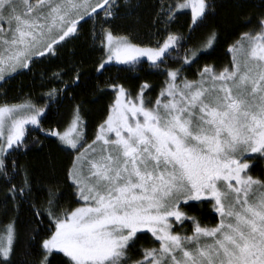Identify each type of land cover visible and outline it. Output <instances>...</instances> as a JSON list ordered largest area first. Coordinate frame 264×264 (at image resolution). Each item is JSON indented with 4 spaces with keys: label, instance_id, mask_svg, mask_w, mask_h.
<instances>
[{
    "label": "snow or ice",
    "instance_id": "6c2138e0",
    "mask_svg": "<svg viewBox=\"0 0 264 264\" xmlns=\"http://www.w3.org/2000/svg\"><path fill=\"white\" fill-rule=\"evenodd\" d=\"M135 7L132 0H0V81L59 60L89 19L106 56L95 68L100 77L113 61L135 66L142 58L150 68L163 66L166 77L155 96L149 82L137 92L116 80L96 83L101 98L112 101L91 143L83 102L74 106L66 130L42 126L61 92L87 89L82 66L72 67L68 82L62 79L67 71L43 74L64 84L48 92V105L0 106V184L13 205H28L33 225L23 242L15 222L2 230L0 264H264V175L253 174L257 168L264 173V0L259 13L243 21L248 27L254 20L252 30L230 45L229 67L204 65L192 80L185 70L199 63L204 49L185 50L175 24L190 9L194 31L214 14L212 0L158 5L154 23L165 38L155 46L115 34L121 11ZM214 40L215 32L204 48ZM27 126L41 135L32 137ZM50 137L75 154L63 183L78 207H61L59 182L38 187L14 158L39 155ZM198 204H211L219 223L202 226L189 216L187 209ZM188 221L191 235L181 232ZM144 233L158 247L138 249Z\"/></svg>",
    "mask_w": 264,
    "mask_h": 264
},
{
    "label": "trees",
    "instance_id": "16d2710c",
    "mask_svg": "<svg viewBox=\"0 0 264 264\" xmlns=\"http://www.w3.org/2000/svg\"><path fill=\"white\" fill-rule=\"evenodd\" d=\"M123 2V0H121ZM165 0H132V4L136 5L133 11H121L119 19L114 22L113 29L115 34L127 35L134 42L142 45H154L157 40H163L165 34L163 29H157L154 21L156 13L159 11L158 5L163 4ZM214 6V14L195 30L191 25V13L189 10L179 13L178 23L175 24V30L181 33L185 39L182 41L185 45V50L194 47L204 49L199 63L193 64L190 69H186L184 75L189 79L199 78L197 70L204 65H213L217 70H222L229 67L231 62V53L228 49L230 45L239 37L242 32L252 30L253 25L245 27L243 21L248 18H254L260 10V0H212ZM95 21L89 19L87 23L79 29V38L68 43L63 49L61 57L54 63L45 61L33 66L31 72H21L14 74L9 79L0 85V104L2 102H17L21 99H28L38 105H48L47 94L51 89H63V83H49L43 77L44 73L50 76L53 72L67 71L68 75L63 76L64 82L71 80L75 73L71 71L73 66L78 70L88 73L85 78L88 87L74 88L67 91L65 96L61 92L58 96L59 102H51V111L46 114L42 120V126L45 131L51 129H59L63 131L70 123L73 115L74 106L82 104L84 119L89 125V131L102 121L105 116V109L112 101V96H104L95 90V84L101 81L116 80L121 83L129 91L137 92L139 85L144 82H149L155 91L153 96L158 95L161 86L164 84L166 77L161 74L163 66L160 70L150 68L147 60L142 63L131 65H122L111 63L110 71L100 77L95 71L98 67V61L104 56L99 41L94 36ZM159 31V34H158ZM215 32V40L211 48H204L205 41L210 38V34ZM177 53H172L176 57ZM183 55V51L180 53ZM174 63V60H169L168 64ZM178 66V65H177ZM121 69H128L122 71ZM43 79V86H41ZM75 97V99H73ZM95 101V102H93ZM28 132L32 137L41 135L38 131L33 130L32 126L28 127ZM50 146L45 148L39 155L30 154L27 156H15L19 160L22 168H28L32 171L37 186L47 188L49 180L59 182L58 192H63L65 195L60 201L63 208H74L79 203H73V197L69 194L70 189H67L63 183L66 170L70 167L71 161L75 154L70 150L61 151L59 142L55 137H50L47 141ZM260 177L264 175L259 168L253 173ZM17 179L16 183H19ZM7 189L0 184V235L2 230L10 223L15 222L18 232L23 238L29 234V230L33 225L32 213L27 204L24 206H15L6 198ZM36 195L42 200L43 193ZM189 216L196 217L197 221L202 226L213 227L219 223V216L214 212L211 204H198L194 209H187ZM194 227L191 221L185 223L182 234L191 235V229ZM158 247V243L154 242V238L150 233L141 235V239L137 244L138 249ZM22 250V249H21ZM20 251V250H18Z\"/></svg>",
    "mask_w": 264,
    "mask_h": 264
},
{
    "label": "rangeland",
    "instance_id": "374dc122",
    "mask_svg": "<svg viewBox=\"0 0 264 264\" xmlns=\"http://www.w3.org/2000/svg\"><path fill=\"white\" fill-rule=\"evenodd\" d=\"M32 2L33 3H35L36 2V0H32ZM187 10H189L190 11V9H185V10H182V11H187ZM96 31H98V29H95ZM118 35V34H117ZM93 38H95L96 39V37H95V35L93 36ZM131 39V38H130ZM134 42V41H133ZM99 43V42H98ZM136 43V42H135ZM99 45H100V43H99ZM142 45V44H141ZM101 46V45H100ZM147 46V45H146ZM150 46H155V44L154 45H150ZM104 53V52H103ZM104 58H106V56H105V53H104V56H103ZM231 57H232V54H231ZM144 60H146V58H142V61H144ZM112 63H116L115 61H113ZM14 74H11L10 76H8V77H6V78H10L11 76H13ZM197 79H199V78H197ZM5 81H0V83H4ZM55 84H59V82H54ZM26 102H29V100L28 99H21V100H18L17 102H12V101H10V102H2L1 104H0V106H5V105H13V104H22V103H26ZM33 103V102H32ZM35 104V103H34ZM39 106H45V105H39ZM86 121V120H85ZM86 123H87V121H86ZM69 126V125H68ZM67 126V127H68ZM87 135H88V137H89V140H88V142L89 143H91V140L92 139H94V137H95V132H96V130H97V127H98V125L95 127V129H93L92 131H89V125H88V123H87ZM27 127H29V126H27ZM67 127L64 129V130H66L67 129ZM63 130V131H64ZM75 157V156H74ZM257 177V176H256ZM78 206H80V204H78ZM78 206H76V207H78Z\"/></svg>",
    "mask_w": 264,
    "mask_h": 264
},
{
    "label": "flooded vegetation",
    "instance_id": "af4514ba",
    "mask_svg": "<svg viewBox=\"0 0 264 264\" xmlns=\"http://www.w3.org/2000/svg\"><path fill=\"white\" fill-rule=\"evenodd\" d=\"M2 83H0V85H1Z\"/></svg>",
    "mask_w": 264,
    "mask_h": 264
}]
</instances>
